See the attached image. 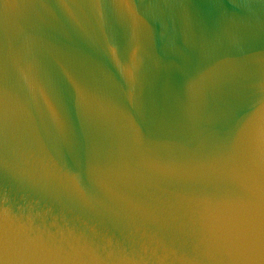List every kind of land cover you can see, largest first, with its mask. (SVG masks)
Returning <instances> with one entry per match:
<instances>
[{
  "label": "clouds",
  "instance_id": "clouds-1",
  "mask_svg": "<svg viewBox=\"0 0 264 264\" xmlns=\"http://www.w3.org/2000/svg\"><path fill=\"white\" fill-rule=\"evenodd\" d=\"M0 264H264V0H0Z\"/></svg>",
  "mask_w": 264,
  "mask_h": 264
}]
</instances>
